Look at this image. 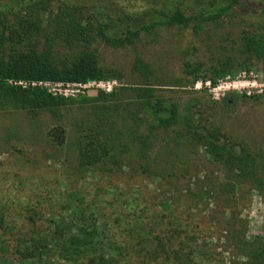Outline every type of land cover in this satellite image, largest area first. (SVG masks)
Instances as JSON below:
<instances>
[{
	"label": "rangeland",
	"instance_id": "obj_1",
	"mask_svg": "<svg viewBox=\"0 0 264 264\" xmlns=\"http://www.w3.org/2000/svg\"><path fill=\"white\" fill-rule=\"evenodd\" d=\"M207 0H0V11L14 20L17 13H40L44 18L62 2L103 8L113 17L122 13L140 14L150 6L176 4L187 13ZM35 2V3H34ZM51 11V10H50ZM264 26V1L239 0L215 22L195 28L160 27L142 31L131 44L112 47L101 40L93 46L98 51L100 65L118 75L107 79L115 95L101 108L95 97L102 90L88 83L78 89L76 102L56 115L42 113L31 118L22 109L0 107V216L11 229L0 231V264H11L14 251L22 248L28 232V214H34L36 224L52 225L51 221L66 217L74 208L91 211L111 225L120 212H176L196 206L194 222L206 230V251L196 258L198 264H239L242 255L232 247L227 222L246 221L245 237L264 240V166L260 186H240L234 192L215 200L193 197L194 183L202 180L206 186L224 178L221 165L214 163L198 142L190 138L185 127L162 128L150 126L148 117L136 111V89L152 86L157 96L174 100L180 117L189 114L200 132H214L220 143L239 151L249 149L263 157L264 164V57L258 59L240 53V38L244 32L258 33ZM52 27L47 28L50 33ZM44 36L41 37L42 44ZM55 55L63 57L67 47L55 43ZM140 57L152 72L148 79L133 70ZM230 58V72L211 81V87L195 89L188 70L210 74L219 61ZM253 80V86L219 89L213 86L225 81ZM204 80L199 77L197 80ZM52 87V86H51ZM126 88V90L124 89ZM123 90V92H121ZM105 92V91H104ZM224 98H226L224 100ZM135 116V118H134ZM106 118L114 122L117 164L112 171L79 167L76 123L87 119ZM140 118V119H139ZM60 124L66 129V142L53 146L47 139L50 127ZM108 126H105L107 128ZM187 187L193 188L188 193ZM197 204V205H196ZM166 208V209H165ZM164 209V210H163ZM35 211V213H34ZM130 211V212H131ZM100 219V221L102 220Z\"/></svg>",
	"mask_w": 264,
	"mask_h": 264
},
{
	"label": "trees",
	"instance_id": "obj_2",
	"mask_svg": "<svg viewBox=\"0 0 264 264\" xmlns=\"http://www.w3.org/2000/svg\"><path fill=\"white\" fill-rule=\"evenodd\" d=\"M238 1L207 0L190 13L169 3L150 6L140 14L124 12L118 17L104 12L103 8L66 2L59 4L55 11L50 9L45 18L37 12L26 16L17 13L12 21L0 11V107L25 110L33 119L44 112L56 115L79 100L53 94L40 85L23 87L15 82L85 83L118 78L100 65L98 51L93 46L96 40L112 47H124L133 43L142 31L190 24L198 28L203 23L215 22ZM48 27H52L50 33H47ZM42 35L44 40L40 45ZM60 42L67 47L63 57L55 55L53 50L54 44ZM239 45L241 54L264 57V26L258 33L244 32ZM189 66L185 64V73L192 75L193 81L202 77L215 83L217 78L230 72V58L219 61L204 76L198 74V69L188 70ZM132 67L146 79L152 72L140 57L135 58ZM154 89L152 86L136 89L134 114L143 112L150 126L169 128L181 123L186 134L223 168L224 178L215 185L206 186L202 180H196L194 188L198 190L194 198L222 197L226 201L225 195L240 186L262 184L264 164L260 154L245 148L237 151L217 141L216 133L200 132L189 114L180 117L176 101L157 96ZM114 95V91H102L81 100L101 99L100 107L107 111L111 108L105 100ZM105 119L89 118L75 125L80 135L76 142L78 165L84 170L98 168L110 172L108 165L119 163L115 148L118 132L115 123ZM46 135L53 146L63 145L67 138L66 129L60 124L50 127ZM187 189L192 193L193 188ZM170 206L165 211L152 210L145 215L135 210L120 212L111 225L103 216L93 211L87 214L81 208H74L69 215L54 219L47 226L36 224L34 214H28L23 247L14 251L11 264H198L196 258L206 251L208 244L206 230L193 220L192 211L197 207L188 206L177 213ZM237 221L239 226H235L236 222H227L223 230L233 242L234 250L244 257L239 264H264V240L260 237L247 240L246 221ZM10 230L0 216V231Z\"/></svg>",
	"mask_w": 264,
	"mask_h": 264
},
{
	"label": "built area",
	"instance_id": "obj_3",
	"mask_svg": "<svg viewBox=\"0 0 264 264\" xmlns=\"http://www.w3.org/2000/svg\"><path fill=\"white\" fill-rule=\"evenodd\" d=\"M16 84L22 85L23 87H26L28 85H40L43 86L45 88H47L48 91H50L53 94H58V95H63V96H72L75 97L78 95V89L74 90V87L77 88H81V87H86V85L88 83H92L93 85H96L97 87H99L102 91L105 92H111L113 89V85L112 83H114V81H110V80H88L85 83H75V82H36V81H32V82H25V81H18L15 82ZM254 81L253 80H245L244 78L242 79H237V80H230V81H225L223 84H219L216 86H213L211 88V91H213V94H217V91H219V89H224V90H229V89H236V90H240L241 88H247L249 85L253 86L254 85ZM52 86V87H51ZM211 87V82L210 80H197L194 83V88L195 89H202V88H209Z\"/></svg>",
	"mask_w": 264,
	"mask_h": 264
}]
</instances>
